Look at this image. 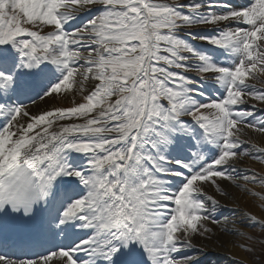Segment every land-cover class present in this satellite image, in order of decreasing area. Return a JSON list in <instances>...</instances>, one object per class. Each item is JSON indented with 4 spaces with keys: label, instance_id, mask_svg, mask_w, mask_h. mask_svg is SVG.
<instances>
[{
    "label": "snow or ice",
    "instance_id": "snow-or-ice-1",
    "mask_svg": "<svg viewBox=\"0 0 264 264\" xmlns=\"http://www.w3.org/2000/svg\"><path fill=\"white\" fill-rule=\"evenodd\" d=\"M259 75L264 0H0V244L48 245L0 264H201L206 187L264 184L236 166Z\"/></svg>",
    "mask_w": 264,
    "mask_h": 264
},
{
    "label": "bare ground",
    "instance_id": "bare-ground-1",
    "mask_svg": "<svg viewBox=\"0 0 264 264\" xmlns=\"http://www.w3.org/2000/svg\"><path fill=\"white\" fill-rule=\"evenodd\" d=\"M47 103H52L51 98H46L44 101L37 102L36 105H31L30 109L33 112L37 111L42 106H45ZM242 136L244 138L248 137L252 141H258L264 144V135H260L257 132L246 130ZM239 160L240 159H238V161ZM246 161L249 160L246 159ZM238 183L240 187L230 184L229 182H221V187L228 193L227 196L218 194L213 186L206 187L207 194L210 193L218 201L223 202L220 203L221 206L219 205V207L217 208V212L221 213L224 217H222L219 223L221 231H218L217 227L212 225L215 235L208 237H196L194 242L199 248H202L203 251L194 254L198 255L200 258L204 256V254L209 256L213 253L226 257L219 260V264L220 261L222 262L221 264H229L232 263L234 259L239 260L245 258L243 252L240 250L238 245L241 235H230L222 231L223 228H227L231 232L233 226L235 225L236 229H238L239 233H241V230H243L244 228L243 221L245 220V218H242L239 215H235V211L231 210L232 207L238 206L241 207L243 210H248L249 212L256 213V206L254 203V201H256V198L255 195L252 194L256 193V187L254 185L244 183L243 180H239ZM222 206L224 207L222 208Z\"/></svg>",
    "mask_w": 264,
    "mask_h": 264
},
{
    "label": "rangeland",
    "instance_id": "rangeland-1",
    "mask_svg": "<svg viewBox=\"0 0 264 264\" xmlns=\"http://www.w3.org/2000/svg\"><path fill=\"white\" fill-rule=\"evenodd\" d=\"M264 156V154H263ZM260 161L263 162L261 159ZM258 169L263 171L264 177V162L258 166ZM257 194L256 201H254L256 206V213L252 212L258 220H264V199H261V196H264V184L257 183L255 184ZM252 213L248 216H251ZM251 221L246 219V224L243 226V233L240 236V241L238 243L240 250L243 252L245 258L240 260H235L234 264H259L261 260L264 261V228L261 229L259 224L255 227L250 226ZM218 231H221V228L217 226ZM241 245H246L248 247L254 248V251H247Z\"/></svg>",
    "mask_w": 264,
    "mask_h": 264
}]
</instances>
